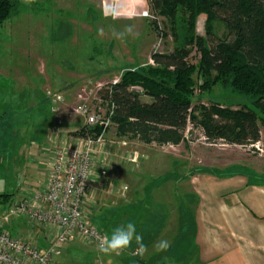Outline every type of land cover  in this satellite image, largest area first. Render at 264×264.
Segmentation results:
<instances>
[{
    "label": "rangeland",
    "instance_id": "rangeland-1",
    "mask_svg": "<svg viewBox=\"0 0 264 264\" xmlns=\"http://www.w3.org/2000/svg\"><path fill=\"white\" fill-rule=\"evenodd\" d=\"M111 5L112 0H20L17 12L0 25V194L19 199L38 187L47 163L39 149L51 140L60 143L69 131L86 124L85 118L73 114L78 101L108 120L109 106L101 99L108 84L118 81L126 70L155 67L150 55L173 49L172 26L151 0H123L122 11L115 17L105 15ZM204 24L203 14L196 20V32L203 36ZM126 26L132 35L117 38L115 33ZM212 31L217 39L227 37L225 25L218 20L212 21ZM198 58L194 49L188 60L196 64ZM194 79L196 85L201 84L199 74ZM131 89L143 101L150 100L140 86ZM57 96L64 99L63 104L53 103L51 98ZM193 103L237 107L229 91L217 85L208 93H200L196 86ZM46 115L45 128L40 123ZM186 130L188 142L179 147L160 146L121 138L108 121L103 140L114 153L112 170L104 173L99 184L97 177L107 165L95 164L89 218L104 235H110L118 222L135 223L146 252L136 255L133 241L120 255H105L93 243L75 238L63 246L58 262L91 264L97 254L105 264H188L193 260L190 237L184 230L193 203L187 175L194 169L210 172L229 164L235 165L234 171L252 169L247 164H252L253 156L259 152L264 159V121L259 122V139L254 143L208 138L200 124L189 123ZM127 152H137L136 161L126 160ZM260 162L264 165V160ZM248 175L264 179V173ZM5 209L0 202V213ZM7 228L18 236L29 230L23 217L11 218ZM160 240H168L171 246L156 251ZM40 243L44 247L45 242Z\"/></svg>",
    "mask_w": 264,
    "mask_h": 264
},
{
    "label": "trees",
    "instance_id": "trees-1",
    "mask_svg": "<svg viewBox=\"0 0 264 264\" xmlns=\"http://www.w3.org/2000/svg\"><path fill=\"white\" fill-rule=\"evenodd\" d=\"M19 1L0 0V25L17 12ZM151 2L168 18L175 45L170 51L150 55L155 67L126 70L118 81L108 84L101 99L109 106L108 116L117 136L145 144L177 145L184 141L190 123L200 124L214 140L224 138L238 144L257 141L259 122L264 121V0ZM203 14L204 36L196 32L197 17ZM213 20L225 25L226 38L215 37ZM194 49L199 54L196 64L188 60ZM196 74L201 77L199 85ZM136 85L149 101L131 89ZM216 85L229 91L236 108L231 103L208 107L193 103L196 86L200 93H208ZM101 132L100 126L85 124L68 135L96 139ZM202 172L209 171L194 169L189 175ZM11 200V194H0V202Z\"/></svg>",
    "mask_w": 264,
    "mask_h": 264
},
{
    "label": "built area",
    "instance_id": "built-area-1",
    "mask_svg": "<svg viewBox=\"0 0 264 264\" xmlns=\"http://www.w3.org/2000/svg\"><path fill=\"white\" fill-rule=\"evenodd\" d=\"M46 95L51 97L49 91ZM51 100L64 103L60 96ZM82 101L73 107V114L85 118L88 125L100 126L101 134L96 139L65 135L64 141L51 140L42 149L47 159L45 181L27 197L5 203L6 209L0 213V264H62L56 259L63 246L75 238L93 243L98 249L99 238L104 234L89 218L94 190L92 172L96 163L107 165L96 180L101 184L104 173L112 170V152L103 140L110 119L102 118L97 109ZM253 147L258 149L257 144ZM138 156L137 152L125 153L129 161H136ZM13 217L25 218L29 230L24 236L12 234L7 228ZM41 241L45 242L44 247L40 246ZM91 264L105 263L97 254Z\"/></svg>",
    "mask_w": 264,
    "mask_h": 264
},
{
    "label": "crops",
    "instance_id": "crops-1",
    "mask_svg": "<svg viewBox=\"0 0 264 264\" xmlns=\"http://www.w3.org/2000/svg\"><path fill=\"white\" fill-rule=\"evenodd\" d=\"M48 120L42 117L40 125L46 128ZM261 157L259 152L253 156L247 164L252 169L245 172L231 170L235 165L229 164L187 175L193 194L192 215L184 229L193 249L188 264H264V179L248 175H263ZM39 166L44 169V164ZM45 177L46 173L37 185Z\"/></svg>",
    "mask_w": 264,
    "mask_h": 264
},
{
    "label": "clouds",
    "instance_id": "clouds-1",
    "mask_svg": "<svg viewBox=\"0 0 264 264\" xmlns=\"http://www.w3.org/2000/svg\"><path fill=\"white\" fill-rule=\"evenodd\" d=\"M123 0H112V5L105 10V15L111 14L115 17L119 11H122ZM117 38H124L126 35H132L130 26H126L123 31L115 33ZM136 245V255L143 256L146 252V246L143 244L142 234L137 232L136 225L133 222H126L123 225L115 227L111 234H105L99 238L98 251L105 255H120L124 250ZM168 240H160L154 246L156 251L163 252L170 247Z\"/></svg>",
    "mask_w": 264,
    "mask_h": 264
}]
</instances>
